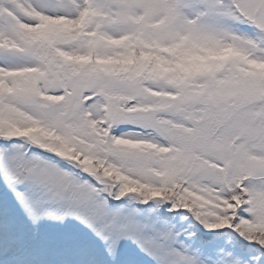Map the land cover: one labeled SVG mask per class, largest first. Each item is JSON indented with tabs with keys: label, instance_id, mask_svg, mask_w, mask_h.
Segmentation results:
<instances>
[{
	"label": "snow or ice",
	"instance_id": "1",
	"mask_svg": "<svg viewBox=\"0 0 264 264\" xmlns=\"http://www.w3.org/2000/svg\"><path fill=\"white\" fill-rule=\"evenodd\" d=\"M0 264H264V0H0Z\"/></svg>",
	"mask_w": 264,
	"mask_h": 264
}]
</instances>
